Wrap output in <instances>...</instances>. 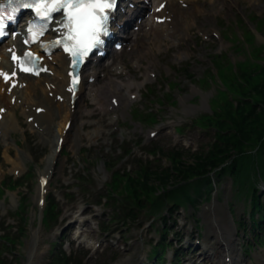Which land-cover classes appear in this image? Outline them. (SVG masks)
<instances>
[{
    "label": "rangeland",
    "instance_id": "374dc122",
    "mask_svg": "<svg viewBox=\"0 0 264 264\" xmlns=\"http://www.w3.org/2000/svg\"><path fill=\"white\" fill-rule=\"evenodd\" d=\"M200 8L199 12L194 8L187 12L188 25L183 24L173 36L141 38L140 42L149 40L143 55H136L139 49L126 50L124 56L119 55V60L124 57L127 61L126 68L120 62L126 72L123 78L114 69L100 72L96 87H102L111 79L127 84L141 83L128 89L138 94L135 99L123 100L116 109L105 111L87 96V110L83 106L76 108L48 189V198H55L59 212V223L53 229L40 222L38 185L63 120L56 118L47 129L35 132L19 115L21 108L17 109L13 130L0 137V186L2 180L8 181L12 174L30 173V176L21 188L0 189V243L7 241L1 237L3 234L14 238L19 235V240L12 245L14 248H4L3 264L10 260L17 264H51V256L59 249L74 258V262L68 264H117L129 257L137 262L140 255L151 254L152 246L164 233L163 220L156 221L146 206H134L131 199L125 201L133 207L131 218L126 220L120 199L130 189L126 186L127 176L122 175L130 171L137 179L142 165L157 171L172 168L169 151L181 153L180 159L191 163L193 152L210 145L213 130L202 128L193 118L211 113L210 97L216 93L220 82L204 92L200 86L204 87L201 79L208 72L220 74L213 62L215 57L227 53L236 63L247 62L244 64L247 67L264 63V0H200ZM223 62L230 67L226 58ZM148 70L155 74L154 81L146 79ZM37 86L36 97H40L41 86ZM93 111H102L108 123H103L100 116L91 115ZM151 116L155 119H150ZM177 127H182L181 132ZM158 128H162L161 131L151 138L149 131ZM153 148L156 154L149 151ZM178 180L180 176L174 177L170 184ZM109 190L117 200L110 197ZM162 191L159 185L155 193ZM204 192L207 198L199 196L192 204L181 203L168 219L172 227L169 239H175V244L170 249L165 248L164 255H170V261L181 247L180 255L184 254L179 263L197 264L200 258L198 264H212L211 253L204 251L201 256L196 253L203 251L201 246L209 245L210 249L217 246L216 216L234 234L239 253L251 264H264V243L259 244L251 230L248 199L239 184L227 175L221 177L216 186L203 187ZM23 195L27 196L25 208L16 212ZM83 209L79 220L73 218L71 213L77 214ZM163 214L167 215V210ZM234 219L245 220V228L243 224V229L238 228ZM261 220L263 234L264 218ZM81 230L80 234L90 237L94 247L85 241L78 247ZM97 243L101 244L99 248H96ZM152 262L154 259L148 263Z\"/></svg>",
    "mask_w": 264,
    "mask_h": 264
},
{
    "label": "trees",
    "instance_id": "16d2710c",
    "mask_svg": "<svg viewBox=\"0 0 264 264\" xmlns=\"http://www.w3.org/2000/svg\"><path fill=\"white\" fill-rule=\"evenodd\" d=\"M225 58L230 67H227L222 59H217L216 64L231 91L239 92L244 98L233 101L227 97L221 100V105L215 102L213 115L199 119L201 124L208 123L216 128L215 139L208 150L195 154L191 163H185L180 159V154L172 152L171 169L157 171L141 166L137 179L126 173L123 177L127 176L126 186L130 189L127 191V197L135 204L150 202L147 206L156 212L167 199H172L176 204L186 200L193 201L191 190L195 189L198 193L204 182H210L211 171L218 169V174L230 173L241 185L249 183L244 189L247 188V192L251 193L254 199V210L263 207L260 195L255 192L256 182L253 176L254 173L264 171V63L250 64L247 67L248 65H244L247 62H244L239 65V72L235 74L229 58ZM248 95L254 96V101L246 99ZM250 150L252 153L248 154ZM260 175L263 177L264 172H260ZM178 176L181 180L170 184L174 177ZM181 181L183 182L179 183ZM202 181L204 182L200 185ZM159 185L165 189V193L155 194ZM169 185L171 188H167ZM124 207L126 208V205ZM52 209H48L49 216L52 215Z\"/></svg>",
    "mask_w": 264,
    "mask_h": 264
},
{
    "label": "bare ground",
    "instance_id": "6f19581e",
    "mask_svg": "<svg viewBox=\"0 0 264 264\" xmlns=\"http://www.w3.org/2000/svg\"><path fill=\"white\" fill-rule=\"evenodd\" d=\"M167 1H168V4L162 10L161 13H158V15L159 16H162V15L170 16L171 21H166L164 26L157 24L153 21H150L149 18H146V20L144 21L145 25L152 26L153 32L157 33V35L166 34V30L164 28L169 27L170 25H174L176 28L171 29V30L169 29L170 32L169 30L167 32L168 35H172L173 32L179 29L178 27H181L189 19V16H188V19L187 18L183 19L186 10L182 8L177 3L176 0H167ZM192 4L194 6L195 12H199L201 9L199 2L197 3L192 2ZM185 25H188V24L186 23ZM164 31L165 33H163ZM144 50H145V46H144ZM1 54H2V59H1L0 66H6L8 69H12L13 66L9 60V55H7L5 52H1ZM54 58L58 59V62H59V66L55 67L56 69L55 73L57 72V75L44 74V75H41L40 77V78H44L43 82H40V85L43 87L42 89L44 91L43 92L44 95H42L40 98L36 97L37 84L36 82L31 81L27 75L26 76L17 75L14 77L15 80H19L20 84H26V88L25 89L24 87L22 89H20L19 87L15 88L13 91V94L17 96V103H18L19 98L22 97L23 91H24L28 94L27 98L25 99L32 101L31 102L32 105H36V107H39V106L44 107L41 113H37V111H30L29 113V115L34 116V122L38 121V125L44 126L46 124V126H48V122L52 119V117L57 118V115L58 117L62 118L63 122L62 123L60 122L59 131H58L59 134L56 140V144H57L59 137L63 135L64 133V129H65L67 121L70 118H72L74 114L71 112L73 108V103L71 102V92L68 88H66V86L69 83L68 70H69L70 59L67 55L63 53L56 54ZM47 63H49L48 60H47ZM2 81L0 79V88L4 86V83ZM113 81L118 86H123L122 82H118L116 80H113ZM133 84L134 83H131V85ZM136 85L139 86V84H136ZM114 90H115V84L112 83L107 88V92L105 94L113 93L115 92ZM51 91L53 93H51ZM81 92H82V87H81ZM50 94H52V96H50ZM59 94H62L64 96L63 100L57 99V98H60V96H58ZM112 96L114 97L116 95L114 94ZM10 97L11 96L9 94H6V92L0 91V107L5 106L8 110L5 116L0 121V128H3L8 134L11 131V128L13 126V121L16 117L15 109H17L18 107V104L17 105L12 104V102L9 100ZM120 97H121V101H123V98H125V95L120 94ZM104 99L105 98H102V101ZM77 103L81 105L82 99L78 100ZM32 105H31V110H32ZM105 107L106 108L109 107V102H106ZM105 119H106L105 116L100 117V120L103 123L107 122V120ZM56 153H57V150L55 148V150L52 151L51 155L48 158V165L45 171L46 173H49L50 169L52 168V163L54 161ZM39 190H40V185H39ZM215 220L217 221V230H218L217 236L219 238V246H217V248L213 250L214 259H217L215 264H249V262L245 260L242 257V255L239 253L238 247L237 245H235V242H234L235 240L234 234L231 232V230L225 228V226L222 225L220 219H217L216 216H215ZM223 254H225L224 258H221L220 256ZM227 257H231V259L227 260ZM122 264H134V262H133V259L129 257L125 259L124 262H122Z\"/></svg>",
    "mask_w": 264,
    "mask_h": 264
},
{
    "label": "snow or ice",
    "instance_id": "6c2138e0",
    "mask_svg": "<svg viewBox=\"0 0 264 264\" xmlns=\"http://www.w3.org/2000/svg\"><path fill=\"white\" fill-rule=\"evenodd\" d=\"M116 7V0H3L0 2V37L7 35L5 29L9 26L5 21H14L15 13L19 10H31L36 18L45 23L40 25L39 32L42 35L47 28V23L53 18L54 13H60L63 21H57L65 32L61 40L52 43H63L64 50L72 58L73 68L83 63L94 48L98 49L103 43L101 36L108 34V19L111 10ZM35 22H30L29 31L35 40L37 31ZM28 60H33L31 53H25ZM13 59H19L13 57ZM30 71L29 68H23ZM7 78V77H6ZM78 83V78H73V85Z\"/></svg>",
    "mask_w": 264,
    "mask_h": 264
}]
</instances>
